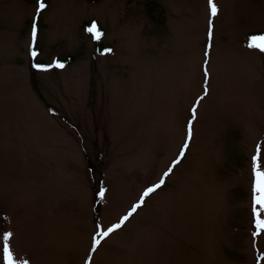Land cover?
Returning <instances> with one entry per match:
<instances>
[{"label": "rangeland", "instance_id": "obj_1", "mask_svg": "<svg viewBox=\"0 0 264 264\" xmlns=\"http://www.w3.org/2000/svg\"><path fill=\"white\" fill-rule=\"evenodd\" d=\"M212 2L0 0V264H264V0Z\"/></svg>", "mask_w": 264, "mask_h": 264}, {"label": "snow or ice", "instance_id": "obj_2", "mask_svg": "<svg viewBox=\"0 0 264 264\" xmlns=\"http://www.w3.org/2000/svg\"><path fill=\"white\" fill-rule=\"evenodd\" d=\"M209 4H210V9H211V16L215 17L217 15L218 12V8L217 6L212 2V0H209ZM45 7V4L43 3V0H40L39 3V7L37 9V13L39 14L40 10L43 9ZM212 26H213V22L210 19L209 20V27H208V33H209V37L212 38L213 36V31H212ZM88 31L93 32L94 33V38L99 39L101 33L96 29V25L95 23H93V25L88 29ZM31 35H32V40L33 42L36 41L37 39V26L35 21H33L32 24V30H31ZM250 48H256L259 49L261 52H264V36H254L252 37V42L248 45ZM110 51V50H108ZM30 55H32L33 57L37 56V52L35 50L30 52ZM205 55H207V53H205ZM55 67H64L63 64L61 63H56L54 65ZM35 67L41 68L42 70H46L43 69V66L41 65H35ZM193 111L195 112V109H193ZM191 123V122H190ZM189 138H191L192 132H191V128H189ZM188 147V142L187 140L184 143V147L181 149V153L180 155L183 156L184 155V149H186ZM258 155H259V146H258ZM258 155L257 156H253L252 161H253V174H254V183H253V214L256 217L255 220V227L257 229V232L254 233V235H258L260 233L261 230H264V220L260 219V211H264V171L260 170V165L258 164L257 160H258ZM179 160L174 161V163H178ZM169 171H171V169H169ZM165 175H168V173L166 172ZM164 183L163 178H161L160 183H157L155 185H153L152 187L147 188L141 195L140 197V201L135 204L132 209L129 211V213L122 217L121 219V223L120 224H116L114 225L111 229H109L108 231L102 233V236H108L109 232L115 231L116 229L120 228L121 225L127 221L129 219V217L139 208L142 206V204L144 203L145 197L149 196L150 194L154 193L158 188L161 187V185ZM103 190H101L100 195L103 196ZM259 206L260 211L257 210L256 206ZM11 234H6L4 236V239L7 240L9 238ZM100 241L95 239V237L93 238V251L96 249L97 245H99ZM4 259L8 262V264H12V254L8 249L7 244L4 245Z\"/></svg>", "mask_w": 264, "mask_h": 264}, {"label": "trees", "instance_id": "obj_3", "mask_svg": "<svg viewBox=\"0 0 264 264\" xmlns=\"http://www.w3.org/2000/svg\"><path fill=\"white\" fill-rule=\"evenodd\" d=\"M87 24V27H86V30H87V33H88V35H90L91 33H90V31H88V29H89V27H90V24L87 22L86 23ZM98 30H99V28H98ZM102 47L101 46H99V49H101ZM263 57H264V53H263ZM74 59V57L73 56H66V57H64V58H60L59 60L57 59V62L58 63H61V64H64V63H71V61ZM39 64L40 65H42L43 64V62L42 61H40L39 62ZM30 69H31V78H30V80H31V85H32V87H33V89L34 90H36L37 91V87H36V83H37V81L35 80V78H34V75H33V72H35V70L33 69V64H31L30 63ZM47 109L49 110V111H51V113L52 112H54V110L53 109H51L50 108V106L49 105H47ZM66 122H68V121H66ZM90 165V164H89ZM88 168L90 169V171L92 170V168L90 167V166H88ZM91 173V172H90ZM92 174L93 173H91L90 175L92 176ZM99 202H98V198L97 197H94V204H95V209L97 210L98 208H99V204H98Z\"/></svg>", "mask_w": 264, "mask_h": 264}]
</instances>
